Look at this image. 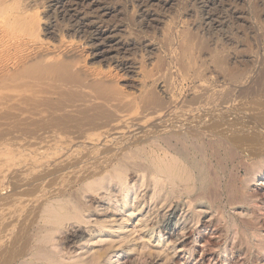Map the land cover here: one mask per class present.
Wrapping results in <instances>:
<instances>
[{"label": "rangeland", "instance_id": "rangeland-1", "mask_svg": "<svg viewBox=\"0 0 264 264\" xmlns=\"http://www.w3.org/2000/svg\"><path fill=\"white\" fill-rule=\"evenodd\" d=\"M46 62L70 63L64 67L68 77L16 72ZM9 76L25 81L11 87ZM39 81L47 93L55 84L76 81L77 87L104 89L123 106L135 108L153 90L165 107L151 120L162 127L189 120L187 125L200 127L205 136L189 142L187 163L180 160L191 177L186 189L171 191L147 173L139 178L128 171L124 182L116 173L110 177L104 172L85 181L86 187L69 191L63 199L72 201L75 220L55 231L47 245L60 264H264V153L253 156L258 146L264 147V0H0V135L15 124L19 130L29 127L32 120L27 118H36L30 115L36 111L24 115L29 107L23 106L28 86ZM201 91L206 94L197 95L200 102L195 103ZM215 91L219 96L211 103L206 96ZM15 110L22 114L9 115ZM126 131L124 126L111 127L96 134H116L117 147L129 142ZM90 136L88 148L97 143ZM217 136H223L225 145L213 143ZM79 140L75 144L84 143ZM9 190L0 189V198ZM71 231L81 232V237L67 244L64 238ZM97 253H102L98 260Z\"/></svg>", "mask_w": 264, "mask_h": 264}, {"label": "bare ground", "instance_id": "bare-ground-1", "mask_svg": "<svg viewBox=\"0 0 264 264\" xmlns=\"http://www.w3.org/2000/svg\"><path fill=\"white\" fill-rule=\"evenodd\" d=\"M101 34H102L101 32H95L96 36H101ZM18 59L20 60V58ZM57 59H58V56H57ZM40 60L41 59H38V61ZM54 60H56V58ZM178 60L180 61V59ZM48 63L49 62H46L45 64H43V66H39V67L35 65L23 66L21 69L19 68L16 72L17 73L21 72L24 74V76H26V74L28 76L30 75L50 76L55 79L68 77L67 75L69 74H67L66 72L64 73V70H65L64 67L71 65L70 63H66L65 65L63 64L64 66H55L56 64L50 65ZM182 68L184 69V67ZM181 71L183 73V70ZM171 78L169 75L168 79H171ZM24 81L25 80H23V78L18 79L17 76L16 77L9 76V79L8 81H6V83L11 85V87H13L16 83H19V82L23 83ZM40 81L39 83H33L35 82L33 81L32 84L28 86L29 88L27 92L24 94L26 95V98L24 102L25 105L23 107H29L24 110V115L25 113L27 114V113H31L32 111H36L37 114L35 113L30 114L32 117L35 116L36 118L34 117L32 119L31 117L27 118L28 120H32V122L29 121V124L27 123L29 127H24L23 129L19 130L17 129V127H15L17 124H15L14 127H10L6 129V131L3 130L4 133L0 135V189H3V188L10 189L9 190L10 194L6 193L8 194L7 196L4 195L5 197L0 198V264H60V262L56 259L57 257L56 254L54 255L52 251L51 252L47 251V245L49 243L52 244L54 237H55L54 236L55 231H58V229H61L62 226L65 225V223H71L73 220H75L74 214L72 213V210H73V207L71 206L72 201L67 200V199L65 200L63 198H66L67 196L69 197V194H68L69 191L74 190L76 187H79L85 181L90 180L94 177H97L104 172H107L110 175V177H111V173H114V174L116 173L118 176L121 177L122 182L125 181L126 174L128 171L138 173L139 178H143L141 174L147 173L153 176L152 180H155L156 182H158L159 180H162L165 187H168L171 191H175V190L180 191L181 188L186 189L188 187V184L190 183L189 181L191 180V177H189V175L185 171H183L184 167H182L180 160H182V162H185L184 158L188 154L187 148H189L188 144L191 140H194V139L202 140L205 137V136L203 137V133H202L203 131L199 130L200 127L198 128L197 126L198 129H195L191 127L192 124L191 126L187 125L189 124V120H185V121L182 120L183 122H172V123L170 121L169 123L166 122L167 124L162 122L165 125L164 127L160 126L158 123L156 124L154 120H151L150 116L152 117L153 113L155 114L156 112L160 113L161 110L163 112V108L165 107V104H163V102L159 100V98L156 96L153 90L150 91L146 96H144L143 102H140V100L138 101L141 103L140 105L136 102V105H135L136 108H135L131 106H123L122 105L123 102L121 104L114 97H111L110 95H108L109 93L105 91L104 89L100 90L99 92H96V91L93 92L92 90H88L87 88L77 87L78 85H75V83L78 82L79 84L81 83V85L83 84L80 80H78L77 82L67 81V83L64 82L59 86H56V84L53 83L55 84V86L50 87L51 89L48 93H47L48 90L45 91L42 89V87L44 86L43 85L44 83L41 84ZM173 82L174 80L171 83ZM175 82L177 83L176 80ZM170 88H172V85ZM144 90L146 92V89ZM177 91L175 90L176 93ZM204 94L206 93L202 91L199 93H196L195 103L199 101V99L197 98V95L202 96ZM218 94L217 92L216 93L209 92L207 93L206 98L208 100H211L210 102L212 103V100H215L218 98L217 97ZM125 101L126 100L124 99V102ZM166 104L168 107L169 102L168 103L166 102ZM33 106L35 108H33ZM1 109L3 110V108ZM21 109H18V110H21ZM11 111H13V109ZM17 111L15 112L16 114L15 113L13 114V112L11 113L8 112V113L9 115L12 114V116L17 117L18 115ZM21 111H18V112L21 113ZM6 115L4 116L3 114H1V117L4 116V118H6ZM27 119L25 117V121H27ZM2 120H3V117H2ZM14 120L18 122L16 119ZM7 121H9V119H7ZM21 121L24 122V118ZM13 122L14 121H12V123ZM183 123H186V124H183ZM259 123H262V122H258V125ZM229 124H227V127ZM248 124L251 125V122L247 123L246 125ZM24 125L26 124L24 123ZM122 126L126 127V130H127L124 135L129 136L130 139L128 138L127 141L129 142L125 144L124 142H122L123 144L120 143L122 145L117 144L119 145L117 147H115L116 143L114 144V142L117 141L118 139L116 137V134H109V135L101 134L99 136H97L96 134L100 132L101 130L108 131L111 127H122ZM158 126L162 127V130L161 128L158 129L159 128ZM229 127L230 129L232 128L231 126ZM239 127H240V124H239ZM222 128L223 130L225 129L224 126ZM236 128H238V126H236ZM252 128H254V126ZM233 130H234V127H233ZM236 131L238 132V130ZM1 132L2 130L0 131V133ZM210 132H212V130ZM220 132H221V134L219 133L220 135L224 133V132L222 133V131ZM230 132L229 134H231ZM237 132L235 133L237 134ZM244 132H245L244 134H246V131ZM227 133L225 134L226 136H228ZM255 133L257 132L255 131ZM91 134L93 138L90 136ZM209 134L210 136L212 135L211 133ZM261 134L263 135V133ZM232 135H233V131H232ZM89 136L91 137V139L95 138V140L97 141L96 146L94 145V147L92 148L90 147L88 148L89 145L88 146L85 145L87 144L85 142L89 138ZM102 136H105V137H102ZM158 136H163V137H158ZM210 136L208 135V137ZM222 137L217 136V143L213 141V143L216 144L217 147L225 145V143H223L221 140ZM108 138L110 139L112 138V139L109 140ZM115 138L117 139L114 141L113 139ZM78 139L83 140L84 143L81 144L79 140V143L81 145H77V143L75 144L76 141L78 142ZM226 139L228 138L226 137ZM251 141H254L252 142L254 144L252 143L251 144L255 146L256 144L255 140H251ZM258 141L259 140H257V143ZM93 142L95 143V141H92V143ZM238 143L239 145L241 144V142L239 141ZM89 144L91 145L90 139H89ZM106 144L110 146L111 144L112 145L114 144V147L112 146V148H110L106 146ZM241 145H243V143ZM6 146H8V148H6ZM212 146H209L210 149H212ZM192 147L194 148V145ZM250 148L251 147H249V149ZM228 149L226 151H228ZM236 149H238V147H236ZM239 151H242V150H239ZM254 151L255 152L253 153V156L258 158V156H261L264 153V147L260 145V147L258 146V148H256V150ZM158 152H161V155H162L161 157L159 156ZM199 152L200 154H203L200 150ZM34 153H38L39 157L34 158V156H32ZM170 153L173 156H171ZM238 155L239 154H237V156ZM168 156H171V157H168ZM174 156H176V158ZM251 156L252 155H250V158H252ZM47 157L50 158L48 160L53 161L51 164H49L48 160H46ZM217 173H218V170H217ZM260 178L262 179V177ZM95 184L99 185L97 187L101 188V185H102L103 188H105V186L102 183L97 182ZM84 187L86 186L84 185ZM228 204H231V203H228ZM65 230L68 231V229H65ZM80 233L73 231L68 236H66L64 240L66 241L67 244L75 242L76 240L80 239L81 237ZM101 255L102 253H97L96 259L97 260L100 259ZM83 264H90V262L85 261L83 262Z\"/></svg>", "mask_w": 264, "mask_h": 264}]
</instances>
